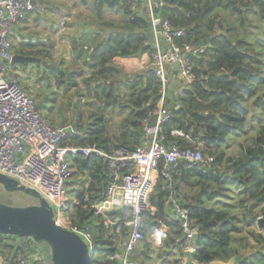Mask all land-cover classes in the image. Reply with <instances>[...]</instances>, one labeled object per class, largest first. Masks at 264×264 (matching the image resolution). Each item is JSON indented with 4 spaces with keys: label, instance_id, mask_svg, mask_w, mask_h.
Returning <instances> with one entry per match:
<instances>
[{
    "label": "trees",
    "instance_id": "trees-1",
    "mask_svg": "<svg viewBox=\"0 0 264 264\" xmlns=\"http://www.w3.org/2000/svg\"><path fill=\"white\" fill-rule=\"evenodd\" d=\"M160 1L159 15L174 28L184 29V36L176 39L179 46H207L203 54L189 55L195 77L170 107L172 116L164 124L167 140L174 138L173 130L188 134L199 142L204 154L214 156L215 164L222 166L213 171L181 165L173 175L198 234L193 259L207 264L235 257L234 264H264V234L253 228L257 217L264 216V41L253 38L250 18L255 14L264 30V0ZM83 5L88 3L83 1ZM92 11L95 16L89 23L102 32L92 33L98 41L94 48L101 47L102 52L86 81L95 82L91 97L99 108L116 110L117 124H109L111 118L100 112L83 126L80 115L77 121L73 119L74 132L67 140L75 145L96 143L104 150L133 146L131 142L137 145L143 132L142 120L159 103L160 82L152 68L127 74L113 63V58L153 53L146 37V11H130L128 0H92ZM28 54L36 56L34 52ZM63 82L66 90L70 88V76ZM164 100L168 102L167 96ZM249 122L252 129L247 126ZM84 127L87 135L80 136L78 132ZM250 130L255 134L251 143L238 148V155H230L226 150L228 136ZM177 139L182 146H190L186 139ZM73 161L76 173L84 171L88 178L87 185L75 194L80 203L70 205L67 216L71 227L81 229L89 226L92 218L91 210L83 207L84 196L101 199L109 174L99 158L76 156ZM165 196L166 191L157 182L149 198L155 214H145L142 246L131 256L136 264L141 254L155 264L181 262L183 246L177 222L167 223L168 234L161 246L154 247L149 240L155 217L165 214ZM103 232L101 225L92 227L95 249L91 264H111L107 257L114 250L113 235L103 237Z\"/></svg>",
    "mask_w": 264,
    "mask_h": 264
},
{
    "label": "built area",
    "instance_id": "built-area-1",
    "mask_svg": "<svg viewBox=\"0 0 264 264\" xmlns=\"http://www.w3.org/2000/svg\"><path fill=\"white\" fill-rule=\"evenodd\" d=\"M32 1L0 0V173L38 191L53 209L55 222L77 233L92 253L95 249L92 227L101 225L103 237L113 235L114 250L107 257L111 264H136L131 256L144 239L145 214H155L149 198L158 182L166 191L165 214L155 217L149 240L153 246H161L167 223L175 221L181 231L183 251L188 249L194 254L196 231L190 220V208L181 200L173 175L181 165L185 169L200 166L213 171L221 170L222 166L215 164L214 156L204 154L199 142L188 134L173 130L174 138L166 139L164 124L172 116V109L164 99L167 66L175 64L178 75L190 82L195 76L189 55L203 54L206 44L179 46L176 39L184 36V29L174 28L159 15L160 3L128 0L130 11L138 14L146 11L157 46L151 59L153 73L160 82V100L156 110L142 120L146 139L137 145H118L109 150L96 143L75 145L66 141L70 126L51 124L10 69L13 56L10 36L16 21L33 6ZM159 40L167 49L161 47ZM177 137L186 139L190 146H182ZM261 150L264 154V143ZM76 156L101 159L109 174L101 199L84 196L83 207L91 210L92 218L90 227L81 229L71 227L67 218L70 205L80 203L75 197H66V185L72 175L68 159ZM260 217L264 216L257 219ZM1 236L0 264H50L43 243Z\"/></svg>",
    "mask_w": 264,
    "mask_h": 264
},
{
    "label": "crops",
    "instance_id": "crops-1",
    "mask_svg": "<svg viewBox=\"0 0 264 264\" xmlns=\"http://www.w3.org/2000/svg\"><path fill=\"white\" fill-rule=\"evenodd\" d=\"M83 1L87 2L88 5H83ZM154 1L161 4L160 0ZM35 2L16 21L10 36L12 55L28 56L32 57L33 60L10 63L11 71L14 74L19 73L22 79L25 77L23 80L27 81V85H30L29 80L32 78H29V75L33 76L34 89L38 99V103L35 102L39 110L40 108L44 110L47 108V114L51 115L59 112L60 107L58 105L61 102H70L73 99L79 111H86L88 119L92 120L94 114L101 112L105 118H111L109 124H117L116 110L102 108V106L100 107L101 110H98L99 107L94 98L91 97L95 82L93 80L86 81L97 67L102 52L101 47L94 48L98 41L92 35L95 32L98 34H102V32L93 28L89 23V18L95 16L92 11V0H37ZM87 42H94V44L88 46ZM159 44L162 48L167 49L162 40H159ZM29 52H34L36 56L29 55ZM113 63L127 74H135L152 68L151 54H143L139 58L114 57ZM67 75L70 76L72 83L70 88L66 90L63 80ZM167 76L166 96L168 102L166 105L173 107L182 91L187 88L189 81L178 75L175 64L167 66ZM41 102L46 103L42 104ZM80 103L82 109L79 106ZM114 111L115 115L112 118L111 114ZM41 113L43 114V111ZM67 116L72 117V115ZM45 117L48 118L47 115ZM74 118L76 117L74 116ZM85 128L78 132L80 136L87 135ZM115 128L118 129L117 126ZM73 132L74 126L71 125L68 136ZM243 134L247 140L249 137L254 138L255 136L251 130L247 134ZM243 134L234 133L228 136L226 149L228 152L234 146L238 149L248 145V142L244 143L246 138L243 139ZM67 137L66 141H68ZM145 139V133H140L138 144L143 143ZM129 145L136 144L131 142ZM236 155L238 154L233 156ZM73 159H68L70 169L74 174V180L68 181L66 185V194L69 198H74L75 194L88 183L84 171L76 173V165ZM254 226H257L256 222ZM166 232L168 234V229ZM2 255L3 253L0 252V259Z\"/></svg>",
    "mask_w": 264,
    "mask_h": 264
},
{
    "label": "water",
    "instance_id": "water-1",
    "mask_svg": "<svg viewBox=\"0 0 264 264\" xmlns=\"http://www.w3.org/2000/svg\"><path fill=\"white\" fill-rule=\"evenodd\" d=\"M35 3L33 0L32 4ZM146 37L153 50H156V39L150 23ZM32 60V57L15 54L12 56L11 64ZM0 186L5 191L20 192L35 201L23 206L0 202V235L31 238L43 243L47 247L50 264H91L93 253L88 250L77 233L55 222L53 209L38 191L2 173H0ZM256 225L258 228H264V217L258 218ZM197 237L198 234L195 233V239ZM235 261L236 258L231 257L226 262L214 260L207 264H234ZM181 264L204 263L195 261L193 252L186 249L183 251Z\"/></svg>",
    "mask_w": 264,
    "mask_h": 264
},
{
    "label": "rangeland",
    "instance_id": "rangeland-1",
    "mask_svg": "<svg viewBox=\"0 0 264 264\" xmlns=\"http://www.w3.org/2000/svg\"><path fill=\"white\" fill-rule=\"evenodd\" d=\"M250 18L252 19V22H253V28H252L253 38H256V40H258V41L259 40L260 41H264V30H263L262 22L258 19V17L255 14H251ZM93 44H94V42H87L88 46H90V45L93 46ZM16 74H15L16 78H17L19 84L21 85V87L25 90V92L28 95H30L38 103V99L36 98L37 95H36V92H35V89H34V78H33V76L29 75V78L30 77H32V78L29 80L30 85H27V81L23 80V79H25V77H23V79H22V77L20 76L19 73H16ZM41 100H42V98H41ZM41 103L45 104L46 102H41ZM77 105H79V104H77ZM81 105L82 104L80 103L79 106H81ZM58 107H60L59 108V112H57V113L55 112L54 114H51V115L47 114L48 113V109L47 108H45V110L40 108V111L41 112L43 111V114L45 116L47 115L48 120L53 125H61V122H64L65 124H62V125H65V126L73 125L74 126L76 123H73V119H75V121H77L78 118L80 117V115H81V118L83 119V122H82L83 126L84 125H88L89 122H92V120H90V119H88L86 117L87 116L86 111H83V110L79 111L76 108L75 102H74L73 99L70 102H65V103L61 102L58 105ZM80 108L82 109V106ZM67 115H72V117L69 118V116H67ZM114 115H115V111L112 112V114H111L112 118L114 117ZM74 116L76 118H74ZM247 126L251 128L252 124L249 122L247 124ZM69 138L71 139V137H69ZM243 139H244V137H243ZM252 140H253V137H249L248 140L245 139L244 143H247V142L251 143ZM229 154L230 155L238 154V149H236V146L231 148V151H230ZM72 174H73V171H72ZM72 179L74 180V174L71 175V179L70 180H72ZM66 197H68V195ZM0 202L4 203V204H7V205L23 206V205H27V204L33 203L35 201L30 196H27V195H25L23 193H20V192L5 191L0 186ZM253 228H255L258 231L263 232V234H264V228H261V230H259L260 228L259 229L256 228V226L255 227L253 226ZM138 258H139V256H138ZM137 264H155V263L154 262H148L145 256H140L139 260L137 261ZM180 264H181V262H180Z\"/></svg>",
    "mask_w": 264,
    "mask_h": 264
}]
</instances>
